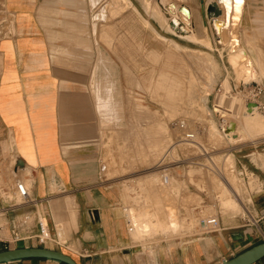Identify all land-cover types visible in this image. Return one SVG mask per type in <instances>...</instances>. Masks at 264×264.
I'll list each match as a JSON object with an SVG mask.
<instances>
[{"label":"crops","instance_id":"1","mask_svg":"<svg viewBox=\"0 0 264 264\" xmlns=\"http://www.w3.org/2000/svg\"><path fill=\"white\" fill-rule=\"evenodd\" d=\"M210 1L164 0L188 9V32L210 43L211 49L198 46L206 53L220 48L205 13ZM218 7L222 9L220 4ZM152 20L161 30L160 23ZM238 27L242 36L264 29V0H243ZM94 53L90 0H0V145L6 141L12 144L26 166L31 195L42 198L35 208L8 213L2 232H9L10 225L19 219L35 217L43 206L48 209L51 199L63 198L72 204L65 213L55 203L53 206L59 211L61 224L69 227L66 240L59 244L54 239L45 247L68 254L77 264H218L263 237L264 160L258 162L262 167L256 173L259 190L252 193V219L236 223L220 218L218 229L181 230L180 234L177 229L172 237L160 234L145 241L131 235V216L154 211L153 197L136 184L133 189L128 184L125 187L129 178L107 177L105 165L101 166L100 115L90 90ZM223 135L228 143L232 141L233 148L242 140ZM180 137L185 138L182 133ZM224 161L228 181H222L234 198L231 184L237 183V178L227 170L233 166V158ZM241 174L246 177L244 170ZM236 202L246 213L238 198ZM179 213L184 210L178 207ZM61 230L56 233L59 237ZM34 245L38 244L31 240L16 246ZM4 248L0 243V250ZM2 264L64 263L25 258Z\"/></svg>","mask_w":264,"mask_h":264},{"label":"rangeland","instance_id":"2","mask_svg":"<svg viewBox=\"0 0 264 264\" xmlns=\"http://www.w3.org/2000/svg\"><path fill=\"white\" fill-rule=\"evenodd\" d=\"M177 10V4L164 0H90L95 51L90 90L100 115V163L105 165L107 177L129 178L125 187L128 184L133 189L136 184L140 191L152 194L154 211L131 216L133 228L146 236L137 238L132 234L141 241L160 234L172 237L178 230L179 234L181 230L202 231L201 218L233 219L236 223L252 219V193L259 190L256 173L262 167L258 162L264 160V143L260 144L264 141V127L257 129L242 116L249 102H258L256 110L264 115V90L252 100L241 86L246 80L264 85V29L244 36L240 27L237 29L239 45L248 53L257 73L250 80L243 73L244 58L237 62L242 70L229 60L226 30L221 34L219 49L203 52L198 46L211 49L207 40L203 42L167 25L166 19L177 17ZM152 19L160 23L161 30ZM163 29L168 33L164 35ZM105 54L115 63V72L108 66ZM162 78L171 79L172 85L162 89L157 85ZM181 120L185 121L186 130L193 132L192 140H179ZM233 120L235 131L227 136L235 141L242 138L233 144L235 148L221 131L223 121ZM9 145L6 141L4 147ZM224 158H233V166L227 170L236 176L237 183L230 184L246 213L238 205L236 211L227 212L221 204L225 198H220L223 192L219 183L227 177ZM243 170L246 177L241 174ZM2 173L10 181L12 173L7 164ZM160 184L173 191L176 204L184 210L178 215L180 227L175 234L165 222V208L157 189ZM57 200L51 199L48 209L43 206L37 213L45 217L49 236L62 244L69 227L65 229L58 220L56 206L66 208L53 206ZM60 227L61 237L56 234ZM263 239L264 236L259 237L253 244ZM13 247L10 244L8 248ZM260 264H264V258Z\"/></svg>","mask_w":264,"mask_h":264},{"label":"built area","instance_id":"3","mask_svg":"<svg viewBox=\"0 0 264 264\" xmlns=\"http://www.w3.org/2000/svg\"><path fill=\"white\" fill-rule=\"evenodd\" d=\"M241 86L247 89L246 94L249 96L248 99L252 100L260 96L264 90V85L258 81H253L252 84L243 82ZM223 122L224 125L221 126L222 132L225 131L228 121ZM178 127L186 139L191 140L193 138L194 134L186 130L187 126L184 120L179 121ZM184 131L187 132L183 133ZM5 144L6 142H3L0 145V243L5 246L4 249L8 248L10 244L16 246L31 240H35L38 245L45 246L46 243L53 242L54 239L49 236L47 221L42 220L45 217H41L39 213L33 218L24 217L15 221L14 224L10 225L9 232H2L7 224L6 220L4 221L3 219L7 217L8 213H15L21 209L30 207L35 208L36 205L42 202V198H36L31 195V184L26 176L28 173L20 175L22 174L21 172L26 170V166L19 161L14 153L12 144L6 148L4 147ZM3 161L4 166L7 164L11 170L10 181L2 173L4 171ZM233 193L238 198L236 196L237 192L234 191ZM241 204L244 206L243 203ZM90 215H92L91 212ZM199 225L204 227L205 230H213L219 228V221L216 217L201 218L199 219Z\"/></svg>","mask_w":264,"mask_h":264},{"label":"bare ground","instance_id":"4","mask_svg":"<svg viewBox=\"0 0 264 264\" xmlns=\"http://www.w3.org/2000/svg\"><path fill=\"white\" fill-rule=\"evenodd\" d=\"M217 2H218V5L220 4L222 6L221 10H222V16H223V19H219V21H222V23H218V25H217L218 26L217 28H218L219 42H221V43L223 42L221 34L223 32V29H226L227 35H228L227 45H228L229 60L233 63L232 65H235L236 68L242 70V67L240 65H238L237 62L240 60V58H244L245 59L244 60V66L245 67H244V72H243L244 76L246 79L252 80V79L256 78L257 73H256L255 69L253 68L252 61L249 58L248 53H245L243 51V48H241L239 45V39H238L239 37H238V31H237L243 0H240L239 4H237L236 0H217ZM148 9L150 10V8H148ZM176 12H177V17L175 15L170 16V19L167 22L168 26L171 29H177V30H180L181 32H184V33L188 32V25L190 23V21H189L190 14H189L188 9H182V8L180 9V7H179ZM169 22H171V25L169 24ZM148 25H149V23H148ZM105 56L107 59L106 62H107V64H109L108 66L113 70V72H115V69H114L115 63L114 64L112 63V60L107 56V54H105ZM246 56L248 59L245 58ZM245 80H243V81H245ZM246 82H247V80H246ZM157 85H160L161 88L163 89L165 87L171 86L172 81H171V79H163V78L158 79ZM252 103H254V102H252ZM256 109H257L256 103H255V106L252 105L250 107H248L247 103H246L245 108H244V114L242 116L246 120L249 119L251 125H253L255 128L261 129L262 127H264V115H262ZM230 123L233 124V127L228 132L224 131L225 132L224 134H226V135H229L230 133H234V131H235L236 123L234 121H230ZM186 132L187 131H184L183 133H186ZM184 139L188 140L186 138H184ZM179 140L181 142H183L181 139H179ZM182 144H184V143H182ZM227 179L228 178H226V177L224 178V180H227ZM224 182L222 180L220 181V184L222 185V192H223V194H222L223 196L220 198H225L224 200H222L221 204L225 207L224 210H226L227 212L228 211L229 212L230 211L231 212L236 211L237 205H238V203L236 202L237 198L236 197L233 198L235 201L232 199V195H231L230 191L228 190V188L226 187ZM160 185L161 186L157 187V189H159L158 191L161 193L160 202L162 204V207L164 206L163 208H165L164 209V211H165V222L167 223V226L169 227V229L174 233L178 229V204H176L177 200L175 199V197L173 195V191H171V189H168L163 184H160ZM155 192H156V190H155ZM156 195H158V194L156 193ZM230 196H231V199H229ZM189 203H191V202H189ZM55 204L59 205V206H63L66 208L68 205H70V202L66 201L65 199H61V200H57L55 202ZM187 205H190V204H187ZM240 206L238 205L239 208H240ZM241 208H243V207H241ZM64 211H65V209H64ZM60 217H59V219H60ZM62 217H63V214H62ZM162 219H164V218H162ZM131 228H133V226ZM131 231L133 232V234L135 236H139V237L142 236L135 229L134 230L131 229Z\"/></svg>","mask_w":264,"mask_h":264},{"label":"water","instance_id":"5","mask_svg":"<svg viewBox=\"0 0 264 264\" xmlns=\"http://www.w3.org/2000/svg\"><path fill=\"white\" fill-rule=\"evenodd\" d=\"M181 8L187 9L185 6H180V9ZM205 13L214 29L215 40L220 43L217 25L218 23H222V21H219V16L222 15V10L218 7L217 0L210 1L206 5ZM169 24L171 25V22H169ZM252 105L255 106V103H247L248 107ZM232 127L233 124L228 121L225 131H230ZM25 258H45L62 262L64 264H77L68 254L45 246H17L0 250V264ZM262 258H264V239L252 244L229 258L222 259L218 264H254Z\"/></svg>","mask_w":264,"mask_h":264},{"label":"snow or ice","instance_id":"6","mask_svg":"<svg viewBox=\"0 0 264 264\" xmlns=\"http://www.w3.org/2000/svg\"><path fill=\"white\" fill-rule=\"evenodd\" d=\"M236 2H237V4H239L240 3V0H236Z\"/></svg>","mask_w":264,"mask_h":264}]
</instances>
